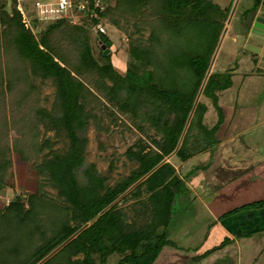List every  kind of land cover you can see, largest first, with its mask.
Here are the masks:
<instances>
[{"label":"trees","instance_id":"1","mask_svg":"<svg viewBox=\"0 0 264 264\" xmlns=\"http://www.w3.org/2000/svg\"><path fill=\"white\" fill-rule=\"evenodd\" d=\"M210 3L211 8H206L203 0H116L114 5L107 4L100 13L103 23L108 21L123 29L132 22L140 33V29L151 28L147 39L141 34L132 39L128 34L129 59L121 74L113 64L107 31L95 32L98 48L94 54L86 18L82 17L80 23L70 17L43 21L33 15L28 26L18 7L30 11L28 0H0V39L8 44L4 68L0 59V87L4 73L11 69V59L21 65L17 70L26 73L27 63L33 75L51 78L56 87L52 108H39L36 113L47 129L64 131L69 140L63 152L50 150L33 164L39 176L35 193L27 199L19 193L0 208V264H37L51 253L41 264H106L112 254L117 256L114 264H153L163 247L175 242L168 233L175 230L177 222L180 225L177 205L185 203L184 209L191 205L183 199L189 200L191 192L184 179H189L194 169L181 177L165 157L173 154L184 161L201 149L217 148L226 137L245 128L234 119L237 112L250 111L234 106L231 113L228 107L220 106L215 91L227 88L229 83L222 84L213 74L206 78L202 93L217 112L216 123L209 128L204 125L205 106L198 101L186 124L228 15L226 11L218 16L216 3ZM42 22L44 26L36 28ZM102 46L109 49L107 54H103ZM13 80H7L11 87L6 101L10 102L13 87L19 83ZM2 94L3 111L6 101ZM108 105L133 119L146 120L160 133L159 139L151 137V145L139 137L126 149L125 154L137 162V167L112 187L105 186L106 177L97 173L93 164L83 169V180L78 174L84 165L85 129L89 119L95 118L92 109H107ZM44 143L48 145V139ZM8 149L7 143L0 145V188L4 186L2 169L10 163L5 159ZM138 181L130 196L137 198L144 190L152 204L141 209L147 211V218L140 223L128 221L126 212L116 203L110 205ZM44 184L55 188L63 201L51 207L54 218L48 221L50 234L42 219L46 213L43 209L51 206L44 196ZM263 204L264 198L233 205L217 213L212 221L230 220L227 222L238 225L236 217L235 222L227 218ZM244 216L246 220L260 219L255 214L250 219ZM229 239L225 236L217 247ZM79 254L81 258L76 257Z\"/></svg>","mask_w":264,"mask_h":264},{"label":"rangeland","instance_id":"2","mask_svg":"<svg viewBox=\"0 0 264 264\" xmlns=\"http://www.w3.org/2000/svg\"><path fill=\"white\" fill-rule=\"evenodd\" d=\"M105 1H103L105 7L107 4L114 5L116 2V0ZM203 1V5L206 8L208 6L209 8L212 7L210 1L216 3V9L219 11L217 13L218 16L221 13L226 14V11L229 10V7L227 9L223 8L229 0ZM28 3L33 11L34 6L32 5L34 4V0H28ZM6 6L9 8L10 3H7ZM31 10L28 12L21 11L22 17L28 26L31 25L33 15L36 16V11L32 12ZM82 17L81 14L75 12L70 15V19L73 22L80 23ZM105 22L104 28L107 31L106 34L112 41L111 51L113 52L114 67L119 73L123 74L129 59L128 44L130 38L128 34H130L132 39L139 37L140 34L143 39H147L151 28L147 26L143 30L140 29V33L136 31L132 22L123 29L112 25L108 21ZM44 23H39L36 28H42ZM86 23L91 26L93 21L90 18H86ZM121 24H123L122 20L120 21ZM226 24L227 21H225V25L220 31L210 61L213 58L214 60L212 64L209 63L205 78L215 74L222 84L227 85L229 83L227 88L215 91V94L218 95V104L230 108L234 106L251 107L253 109L251 112L254 113L255 117L254 123L230 141H226L222 147H217L208 152L207 149H201L194 154L200 155L206 152L201 158L195 156L191 160L186 159V161L184 160L186 162L184 164L182 160L173 156V154L165 157L164 160L171 162L177 174L181 177H184V173L189 169H194L189 179L198 175V173L201 177L200 179H196L197 182L195 184H189L196 195L190 190L189 198L191 200L183 198L185 202H189L191 205L184 209L183 206L185 203H183L180 207L177 205V209L175 210L182 226L184 225L185 228L182 231H178L177 222L175 230L168 233V236L175 242L163 247L164 250H162L156 259V264H193L202 255L203 257L205 255L206 258L201 259L200 264H264V236H261L264 235V204L255 208V210L252 209L245 213L249 219L254 214L261 219L259 224L255 222L257 227L254 230L257 231L253 230L249 232L247 231L248 228L244 227V231L246 230L247 232L238 237L240 240L236 241L239 243L237 251V244L234 243L235 240L233 238L225 243L228 249L225 252L222 250L218 251L223 246L217 247V245L223 240L222 236L224 231L230 233L233 227L231 228V223L227 222L230 220H217L214 230V222L211 219V212L208 207V205L211 206L214 201H217L218 194L215 192L217 184L222 185L224 183L222 180L217 181L219 178L213 177L210 172L218 168L226 167L223 171L225 175L221 174L222 179H224L231 177L234 172L250 164L258 168L264 166V62L256 65L255 60L257 58L255 54L246 49L245 45L243 49L240 48V41L243 39L239 36L237 28H235L234 19H231L230 25L224 31L227 26ZM35 35H37V32H35ZM89 36L91 47L94 54H96L98 46L95 32L92 29ZM7 48L8 44L2 37L0 39V59L3 68L6 64L4 63V51ZM9 66L11 69H9V73L7 71L4 73L2 87H0V94L2 91V96L5 101L8 97V90L11 87V84L9 85L7 80L10 79L14 83L13 79H15L19 80V83L13 87L15 88V92L14 96H12V102L7 100L3 111L0 109V145L4 143L8 144L9 149L5 151V159L8 158L10 160L7 167L2 169L4 186L0 188V208H3L4 205L19 193L24 194L25 199L28 198L29 194L35 193L38 187L39 176H37L33 164L40 162L43 156L48 154L50 150L63 152L69 142L64 131L56 133L54 129H47L44 122L39 119L36 113L39 108H45L47 110L52 108L56 91L52 79L33 75L29 71L27 63L24 68L26 69V73L20 69L17 70L16 68L21 67V65L15 59L10 60ZM257 66L263 67L258 68ZM26 75L28 80L26 79ZM29 86H32L31 89ZM93 91L100 99L105 100L100 92L96 91V89H93ZM198 101H201L205 106L202 121L209 128L216 123L218 119L217 112L211 100L202 92L198 96ZM92 110L95 113V118L89 119L85 129L87 143L84 153V165L78 171V174L80 179L83 180V169L93 164L95 171L106 177L104 182L105 186L112 187L125 179L130 175L131 170L137 167V162L129 159L125 154L126 149L139 137H142L146 143L151 145V137L159 139L160 133L153 129L146 120H142L141 118L133 119L129 116V113H123L112 105H108L107 109H104L102 106L100 108H93ZM137 124H140L141 128L137 127ZM46 139H48V145L44 143ZM218 152H222L220 157H216ZM203 165L205 167L201 168ZM195 169L198 170L195 171ZM209 174H211L210 176L213 179H208L207 176ZM184 180L189 181L188 179ZM137 183L139 181L135 182L125 192L119 194L110 205L116 203V207H120L126 212L128 221L135 219L136 222L140 223L144 222L147 218V211L143 213L141 209L146 207L150 208L152 204L149 201V194L144 190H142L141 195L137 198L130 196L129 193ZM224 188L221 193L223 196L219 197L218 200L220 201L214 205L216 208L213 212L228 205L226 201L229 199V196L231 197V193H235L237 190L235 185L231 188L229 184ZM43 190L46 192L44 196L46 201H48V205H51L45 208L48 210L43 209V213H46L42 217L47 225L45 229L46 233L50 234L52 229L48 221L54 218L53 215H50L53 211L51 207L54 209L55 206L60 205L63 201L58 196L56 189L52 186L44 184ZM237 191L239 192L240 189ZM198 194L200 195L199 197H197ZM242 195L245 196L246 193ZM200 199L204 200L207 208L202 206ZM25 204L28 206L27 201H25ZM214 214L216 215L215 212ZM233 217L230 219L233 222L235 220L237 221V218L235 219ZM237 231H239V228ZM210 232H213V236ZM214 234L217 235V238L214 237ZM230 237L232 238V235ZM205 238H207L206 241H204ZM209 238H213L212 240L215 241L209 243L210 248L207 245ZM236 253H238V260ZM76 257L81 258L82 255L79 254ZM116 260V254L109 255L106 264H114ZM37 264H40V262Z\"/></svg>","mask_w":264,"mask_h":264},{"label":"crops","instance_id":"3","mask_svg":"<svg viewBox=\"0 0 264 264\" xmlns=\"http://www.w3.org/2000/svg\"><path fill=\"white\" fill-rule=\"evenodd\" d=\"M227 109H228V112H231V113L233 112V110H231L230 107H228ZM251 110H253V109L250 107V111L249 110H246V111L245 110H239L237 112V116L234 119L236 121H238V123L241 124L242 127H245L243 130H240V132L244 131L249 126H252L253 125L255 117H254V113H252ZM240 132H237L236 134H232V135L226 137L224 140H222V142L218 143V146L217 147H222V145H224V143L226 141H230L233 137L239 135ZM208 151H210V150H207V152ZM205 154H206V152L205 153H201L200 155L191 156L190 158H188V160H191L195 156H197V157L199 156V158H201ZM217 154H216V157H220L222 155V152H218ZM185 161H182V162H184V164H185L186 163ZM216 161L218 162V160H216ZM225 168H218V169H215L213 172H210V173H212L213 177L219 178V179H217V181L222 180L224 182V183H222V185L224 184L223 186L221 184H217V189L215 190L216 194H218V196L216 198L217 201H214V203L211 206L208 205L209 211L211 212V217H212L211 219L212 220H215L216 219V216H217V213L221 212V210H223V209L230 208L233 205H238V204L246 203V202H249V201H252V200L264 198V192H263L264 187H262V186H264L263 185L264 184V166L258 168V167H254L253 165L250 164L249 166H245L243 169H241V170H239L237 172H234V174L231 177H229V178L227 177V178L222 179L221 174L222 175H225L223 173V171L225 170ZM188 171H186V173ZM186 173H184V174H186ZM219 173H220V175H219ZM210 175L211 174H209V176H207L208 179H213ZM200 177L201 176L198 173V175H196V176L191 177L190 179H188L189 181H186V182H188V183H186L187 186L190 188L189 184L190 183L191 184H195V182H197L196 179H200ZM228 184L230 185L231 188H232L233 185H235V187L237 188V190L240 189V191L238 192L236 190L235 193H231L232 194L231 197L229 196V199L226 201V202H228V205H226L225 207H223L221 209L215 210L214 211L216 213V215H215L214 212H213V210L216 208V206H214V205L220 201L218 199H219V197H222L223 196V194H221L222 193V190L225 189L224 187L226 185H228ZM190 190L192 191L191 188H190ZM192 193H194V195H196L195 194V191H192ZM245 193H246L245 196L242 195V194H245ZM199 196L200 195L198 194L197 197H199ZM200 200L202 201L201 202L202 203V206H204V208H207V204L204 202V200L203 199H200ZM222 200H224V199H222ZM199 203H200V201H199ZM219 205H217V206H219ZM244 214H245V211H242V212H239V213L234 214L231 217L227 218V219H230L233 216H235L237 218V220L240 221V224L237 225V224H233L232 223L231 224L232 225L231 228L232 227L233 228H232V230L230 232L231 234L228 233L227 231H224L223 236H222V238H224L225 236L229 237L230 239H233L234 238L233 239V240H235L234 243L237 244L236 251H237V248L239 246L238 245L239 243L236 242V241L240 240V239H238V237H240L243 233H246L247 231L251 232L254 229H256L255 227H257V225L255 224V222L259 224L260 221H261V219H258L257 220L256 218H254L252 220H246V216H244ZM216 224H217V222L215 221L214 222V230L216 228L215 227ZM244 227L245 228H248V230L247 231L246 230L244 231ZM184 228H185L184 225L182 226V224L180 222V225L178 226V231H180V230L182 231ZM238 228H239V231H237ZM209 229H210V227H209ZM254 231H257V230H254ZM213 232H215V231H213ZM213 232L212 233L210 232L212 236H213ZM231 235H232V238L230 237ZM261 236H264V235H261ZM214 237L217 238V235L214 234ZM212 239L213 238H209V240L207 241L208 248H210L209 247L210 246L209 243L215 242ZM206 240H207V238L204 239V241H206ZM220 250H222V251L225 252L228 249H227V247L225 245L222 248H220L218 251H220ZM236 255H237V260H238V253H236ZM204 257L198 258L196 260V262L193 263V264H200L199 263L200 260L206 258V257L205 258ZM244 261H245V258H244ZM155 264H156V262H155ZM245 264H247V263H245Z\"/></svg>","mask_w":264,"mask_h":264},{"label":"built area","instance_id":"4","mask_svg":"<svg viewBox=\"0 0 264 264\" xmlns=\"http://www.w3.org/2000/svg\"><path fill=\"white\" fill-rule=\"evenodd\" d=\"M18 7L22 11L21 6ZM34 8L39 20L70 17L75 12L93 21L90 27L94 32H105V23L100 19V13L105 9L103 0H34Z\"/></svg>","mask_w":264,"mask_h":264},{"label":"flooded vegetation","instance_id":"5","mask_svg":"<svg viewBox=\"0 0 264 264\" xmlns=\"http://www.w3.org/2000/svg\"><path fill=\"white\" fill-rule=\"evenodd\" d=\"M263 1L264 0H229V2L223 6L225 9L229 7L226 18L227 26L224 31L227 30V27L230 25V21L233 18L236 25L235 28H237L239 36L243 39L240 41V48L243 49L245 45L246 49L255 54V57L257 58L255 60L256 65L264 62V43L260 47L257 46L256 41L249 37V35L253 23L257 22L256 18L260 17L258 13L264 12ZM247 22H249V24H247ZM258 55H260V57H258ZM257 67L262 68L263 66Z\"/></svg>","mask_w":264,"mask_h":264},{"label":"water","instance_id":"6","mask_svg":"<svg viewBox=\"0 0 264 264\" xmlns=\"http://www.w3.org/2000/svg\"><path fill=\"white\" fill-rule=\"evenodd\" d=\"M262 3L264 4V1H263ZM258 15H259L260 17H257V18H256V21H257V22L253 23L252 28H251V33H250L249 37L253 38V39L256 41V45L260 47V46H262L263 43H264V12H263V13H262V12H259ZM247 24H249V22H247ZM102 47H103V54H107L108 51H109V49H108V48H105L104 46H102ZM213 60H214V58L212 59V61H210V64H212ZM205 80H206V78L203 80V83H202V85H201V87H200V89H199L198 95H197V97H196V99H195V101H194V105H193V107H192L191 113L189 114V116H188V118H187V122H186V124H188V122H189V120H190V117H191L192 111H193V109H194V107H195V105H196V103H197L198 96H199L200 93L202 92V89H203V86H204ZM177 148H178V146L176 147V149H177ZM176 149H175V150H176ZM69 239H70V238H69ZM69 239H68V240H69ZM63 244H64V243H63ZM63 244H62V245H63ZM52 254H53V253L49 254L47 257H45L43 260H41V261H40V264H41L42 262H44V261H45L50 255H52Z\"/></svg>","mask_w":264,"mask_h":264}]
</instances>
